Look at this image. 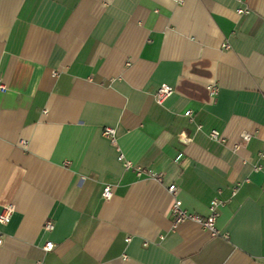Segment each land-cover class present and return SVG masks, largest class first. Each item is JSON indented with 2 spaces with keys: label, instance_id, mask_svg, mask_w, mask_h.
<instances>
[{
  "label": "crops",
  "instance_id": "0c3cea01",
  "mask_svg": "<svg viewBox=\"0 0 264 264\" xmlns=\"http://www.w3.org/2000/svg\"><path fill=\"white\" fill-rule=\"evenodd\" d=\"M0 79V264H264V0H0Z\"/></svg>",
  "mask_w": 264,
  "mask_h": 264
},
{
  "label": "built area",
  "instance_id": "2783aa9c",
  "mask_svg": "<svg viewBox=\"0 0 264 264\" xmlns=\"http://www.w3.org/2000/svg\"><path fill=\"white\" fill-rule=\"evenodd\" d=\"M178 1L183 2V0H178ZM224 46L228 47L229 45L225 44ZM5 89H6V86L4 82L0 79V91L5 90ZM210 91L212 94L217 93L218 91L217 86L211 85ZM173 92H174V89L171 85L166 84V83L162 84L155 93L158 103H163ZM189 113H191V111H189ZM103 134L106 137H109L113 142L116 141V136H115L116 131L113 127L105 126L103 128ZM209 135L212 139L220 140L222 142L226 141V138L223 137L221 132L217 129L211 130ZM250 139H251V135L249 133H243L241 136V140L236 144V147H239L241 143L248 142ZM261 156L263 157L264 153H262ZM120 158H122V155H120ZM126 166L131 167L132 166L131 162H127ZM136 172L138 173V175H142L144 173V170L141 167H137ZM151 176L158 180L161 178L159 174H152ZM167 189L174 197V201L171 207V214L174 218L173 220L174 226L181 223L182 221L191 219L201 224L204 228H206L211 233V235L213 236L221 235V232L219 228L217 227V219L219 217V206L221 205V201L219 199H213L211 201L210 214L204 217L200 214L190 212L186 208L183 207L182 200L178 197V187L175 183L170 184ZM112 194L113 192H112L111 186L106 185L103 190V196L106 199H109L111 198ZM14 211H15L14 204L4 205L0 213V225L7 223L11 219ZM46 228L50 230L53 229L54 228L53 222L48 221L46 223ZM3 243H4V236H3L2 230L0 229V247L3 245ZM54 246L55 245L53 241H47L46 244L44 245V249L46 251H51L54 248Z\"/></svg>",
  "mask_w": 264,
  "mask_h": 264
}]
</instances>
